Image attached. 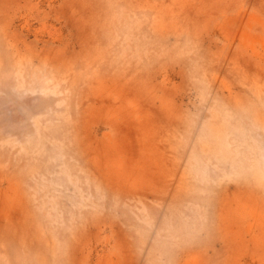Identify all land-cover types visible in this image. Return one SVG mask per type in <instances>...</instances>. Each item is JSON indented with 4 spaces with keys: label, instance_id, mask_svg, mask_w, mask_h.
<instances>
[{
    "label": "rangeland",
    "instance_id": "1",
    "mask_svg": "<svg viewBox=\"0 0 264 264\" xmlns=\"http://www.w3.org/2000/svg\"><path fill=\"white\" fill-rule=\"evenodd\" d=\"M0 264H264V0H0Z\"/></svg>",
    "mask_w": 264,
    "mask_h": 264
}]
</instances>
